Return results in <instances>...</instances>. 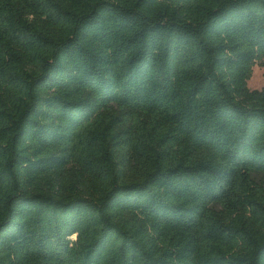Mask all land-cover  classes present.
Instances as JSON below:
<instances>
[{
  "label": "trees",
  "instance_id": "obj_1",
  "mask_svg": "<svg viewBox=\"0 0 264 264\" xmlns=\"http://www.w3.org/2000/svg\"><path fill=\"white\" fill-rule=\"evenodd\" d=\"M264 0H0V264H264Z\"/></svg>",
  "mask_w": 264,
  "mask_h": 264
},
{
  "label": "rangeland",
  "instance_id": "obj_2",
  "mask_svg": "<svg viewBox=\"0 0 264 264\" xmlns=\"http://www.w3.org/2000/svg\"><path fill=\"white\" fill-rule=\"evenodd\" d=\"M248 86L252 90L264 88V62L257 64L253 68V74L248 82Z\"/></svg>",
  "mask_w": 264,
  "mask_h": 264
}]
</instances>
